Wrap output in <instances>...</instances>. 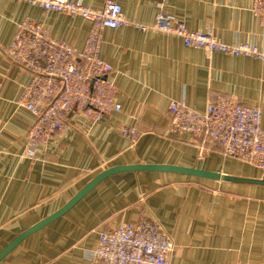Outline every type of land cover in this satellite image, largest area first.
Returning a JSON list of instances; mask_svg holds the SVG:
<instances>
[{"label": "crops", "instance_id": "1", "mask_svg": "<svg viewBox=\"0 0 264 264\" xmlns=\"http://www.w3.org/2000/svg\"><path fill=\"white\" fill-rule=\"evenodd\" d=\"M102 8L105 0H81ZM130 22L103 32L121 111L91 123L70 116L38 158L23 156L34 116L21 105L31 72L6 55L25 18L81 49L92 24L81 17L0 1V252L19 234L64 207L106 168L172 165L219 173L218 178L168 170H127L106 176L63 214L33 231L0 264H104L86 253L99 235L122 223L157 222L175 248L171 264H264V168L225 156L210 138L172 129L170 105L183 100L199 111L226 95L260 105L264 128V61L187 47L155 25L156 0H115ZM253 0H169L166 9L192 30L211 29L227 43L264 50ZM134 24L147 26L146 30ZM141 135L131 145L122 125ZM229 177L262 180L242 182Z\"/></svg>", "mask_w": 264, "mask_h": 264}, {"label": "built area", "instance_id": "2", "mask_svg": "<svg viewBox=\"0 0 264 264\" xmlns=\"http://www.w3.org/2000/svg\"><path fill=\"white\" fill-rule=\"evenodd\" d=\"M1 1V0H0ZM39 6L45 11L81 17L92 24L84 46L76 48L59 39L41 22L25 18L17 24L16 33L6 55L31 72L25 85L21 105L34 116L23 156L35 160L53 136L65 130L70 116L78 114L91 123L101 121L110 112L121 111L117 86L111 77L112 65L101 55L103 32L130 22L122 6L105 0L94 8L81 0H12ZM169 0H156L154 27L182 38L187 47L202 49L207 56L223 52L232 56H249L264 61V50L252 42L227 43L209 28L192 30L167 9ZM251 12L264 33V0H253ZM146 30L147 26L134 24ZM172 129L210 138L221 146L225 156L240 158L264 168V128L260 105L241 104L226 95L210 102L205 110L188 106L183 100L170 105ZM121 134L131 145L141 131L134 125H122ZM175 245L167 232L153 220L122 223L111 231L101 232L95 250L87 252L90 260L104 264H171Z\"/></svg>", "mask_w": 264, "mask_h": 264}, {"label": "water", "instance_id": "3", "mask_svg": "<svg viewBox=\"0 0 264 264\" xmlns=\"http://www.w3.org/2000/svg\"><path fill=\"white\" fill-rule=\"evenodd\" d=\"M127 170H168V171H176L182 172L186 174H192L197 176H206L212 178H218L219 173L207 172L204 169L200 168H186L181 166H172V165H154V164H133L128 166H116L112 168H106L103 172H101L98 176H96L93 180H91L87 185H85L64 207L40 221L27 231L19 234L6 248H4L0 252V259L5 256L15 245H17L23 238L32 233L33 231L39 229L40 227L46 225L50 221L54 220L61 214H63L67 209H69L73 204H75L83 195H85L89 190H91L98 182L104 179L106 176L119 172V171H127ZM230 180L242 181V182H260L263 183L262 180H246L239 179L234 177H229Z\"/></svg>", "mask_w": 264, "mask_h": 264}]
</instances>
